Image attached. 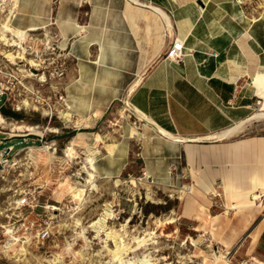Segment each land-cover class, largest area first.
I'll list each match as a JSON object with an SVG mask.
<instances>
[{"label":"crops","instance_id":"crops-1","mask_svg":"<svg viewBox=\"0 0 264 264\" xmlns=\"http://www.w3.org/2000/svg\"><path fill=\"white\" fill-rule=\"evenodd\" d=\"M251 1L18 0L12 25L31 30L34 50L45 33L69 55L59 82L71 123L105 128L123 99L148 118L128 114L107 125L84 163L92 157L97 178L120 179L137 167L157 185L217 192L211 232L227 248L248 232L256 255L264 251V198L259 207L250 194L264 193V117L218 136L264 113V9ZM174 37L184 42L179 61L165 58Z\"/></svg>","mask_w":264,"mask_h":264},{"label":"rangeland","instance_id":"rangeland-1","mask_svg":"<svg viewBox=\"0 0 264 264\" xmlns=\"http://www.w3.org/2000/svg\"><path fill=\"white\" fill-rule=\"evenodd\" d=\"M251 8L264 9V0H252ZM0 36L7 38V45L12 41L3 29ZM3 48L6 55L12 51V47ZM125 104L126 99L117 102L105 128L81 119L67 124L57 117L49 121L42 110L19 112L21 119L11 117L14 112L9 109L1 111L5 126L17 130L10 143L22 138L31 141L33 165L25 170L22 159L4 179L0 177V264H142L145 259L147 264H209L214 255L222 257L221 264H261L256 260L264 261V251L255 255L248 250V232L228 248L211 232V216L220 213L218 195L201 196L181 183L157 185L143 179L137 167L120 179H99L95 174L93 184L86 183L90 168L89 163L84 165L85 158L107 125L118 127L115 119L128 114L131 121L139 119ZM26 130L31 134L23 137ZM68 146L71 157H66ZM76 188L84 189L81 200L71 196ZM24 193L38 199L37 213L18 205ZM46 205L54 206L50 239L28 244L20 232L11 237L24 221L39 218ZM116 244L124 248L117 256L112 252Z\"/></svg>","mask_w":264,"mask_h":264},{"label":"built area","instance_id":"built-area-1","mask_svg":"<svg viewBox=\"0 0 264 264\" xmlns=\"http://www.w3.org/2000/svg\"><path fill=\"white\" fill-rule=\"evenodd\" d=\"M3 5L4 0H0L1 35L2 29L5 31V23L16 29L12 25V20L17 14L18 0H9L7 6ZM4 12L6 14L3 19ZM19 31H21V37L14 32L5 31L12 40L7 41L8 45L4 42L7 38L0 36V116L3 109H9L17 113L42 110L49 121L53 117H57L62 119V123H71L65 91L60 88L59 82L66 75V60L69 55L61 53L55 44L56 42L51 40L45 33L39 34L38 45L40 46L38 50H34V39L31 36V30ZM183 43L180 38L174 37L166 50L165 58L173 61L181 60L185 54ZM2 46L12 47V51L9 53L12 54V57L4 54ZM20 53L30 56L29 60H26L24 56H20ZM1 118L5 120L4 117L1 116ZM13 129L5 126L4 123H0V134L2 135L0 137V177L2 179L10 171L16 169L22 159L21 163L24 164L25 170H30L31 165H33L31 160L33 147L29 144L31 141L22 138L20 141L10 143V141L16 139ZM30 134L31 132L27 131L22 136L26 137ZM16 145L21 146L16 147ZM174 169L173 167L172 170L174 171ZM151 182L153 181L151 180ZM17 201L21 207L33 208V213H37L35 211L36 207L41 206L38 199L31 198L30 193H24ZM42 208H44L43 213L39 218L24 221L21 226L12 231L11 237L15 234L18 235L20 232L19 235L28 244H31V241L43 243L50 239L53 235L54 215L52 211L54 206L46 205Z\"/></svg>","mask_w":264,"mask_h":264},{"label":"bare ground","instance_id":"bare-ground-1","mask_svg":"<svg viewBox=\"0 0 264 264\" xmlns=\"http://www.w3.org/2000/svg\"><path fill=\"white\" fill-rule=\"evenodd\" d=\"M4 29H5V31H11V32H14L17 36H20L21 37V31H19V30H15L14 28H12L8 23H5L4 24ZM13 43V42H12ZM9 55H11L12 56V54H9ZM138 81V80H137ZM132 86V85H131ZM129 94V93H128ZM129 101L127 100L126 101V104H125V107L128 109L129 108ZM133 110H135L134 108H133ZM136 114H137V117L140 119V120H142V121H147L148 122V118L142 113V112H140L139 110H137L136 111ZM260 117H264V113H261L260 111L259 112H254L249 118H247V120H245V121H243V122H240V123H238V124H236L235 126H233V127H231V128H229L228 130H226V131H224V133H219V135L218 136H222V135H224V134H229V133H231L232 131L234 132L235 130H237V129H239V128H241L243 125H244V123L246 122V121H249V120H251L252 121V119H257V118H260ZM144 121V122H145ZM0 123H3V120H2V118H1V116H0ZM31 129V128H30ZM13 131L16 133V129L14 128L13 129ZM26 131H30L31 132V130H26ZM164 132V131H163ZM135 133V130L133 129V134ZM165 134H167L168 136H171L172 137V135L171 134H168V133H166V132H164ZM214 135V134H213ZM217 136V137H218ZM225 136V135H224ZM67 151H66V157H71L70 155H71V151H72V147L71 146H68L67 147V149H66ZM87 161H88V163H89V167L91 168V169H93L94 168V166H93V160H92V157L90 158H88L87 159ZM95 172V171H94ZM92 170H87V174H88V178H86V183H89V184H93V179H94V177H95V173H94ZM84 189H82V190H80V189H73L72 191H71V196L74 198V199H76V200H81L82 198H83V194H82V191H83ZM193 190H194V188H193ZM262 190H264V189H262ZM181 195V194H180ZM214 195H218V193L217 192H215L214 193ZM262 195H264V193H262L261 192V189H255V190H253L252 192H251V194H250V198H251V201L252 202H254L257 206H261V204H262V198H264V197H262ZM191 196V195H190ZM189 196V197H190ZM202 196V195H201ZM185 198H187V197H185ZM235 205V204H234ZM184 207V206H183ZM233 207V206H232ZM236 207V206H235ZM237 210V209H236ZM227 211V210H226ZM197 215V214H196ZM99 221V219L97 220V221H94L93 222V224H96L97 222ZM169 222H172V219L171 220H169L168 221V223ZM7 248H8V246H7ZM121 251H124V248H123V246H121L120 244H116V248L115 249H113L112 250V252H113V254L115 255V256H117ZM146 257V256H145ZM220 258H222V257H220V256H217V255H214V260H213V262H209V264H221V262H220ZM210 259V258H209ZM147 261L148 260H143V261H141V263L142 264H147ZM204 261V260H203ZM223 263H225L226 261L224 260V261H222ZM260 263H262V264H264V261H262V262H260ZM128 264H134L133 262H128Z\"/></svg>","mask_w":264,"mask_h":264},{"label":"trees","instance_id":"trees-1","mask_svg":"<svg viewBox=\"0 0 264 264\" xmlns=\"http://www.w3.org/2000/svg\"><path fill=\"white\" fill-rule=\"evenodd\" d=\"M5 113H10V112H5ZM11 117L15 118V119H21V114L14 112V113H10Z\"/></svg>","mask_w":264,"mask_h":264}]
</instances>
